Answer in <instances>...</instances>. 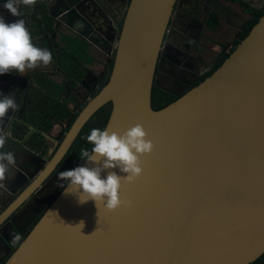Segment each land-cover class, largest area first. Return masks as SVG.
I'll return each instance as SVG.
<instances>
[{"label":"water","instance_id":"obj_1","mask_svg":"<svg viewBox=\"0 0 264 264\" xmlns=\"http://www.w3.org/2000/svg\"><path fill=\"white\" fill-rule=\"evenodd\" d=\"M37 2L19 4L20 17L33 42L49 49L53 61L31 73H44L61 85L54 76L63 72L68 81L62 85L75 92L90 72L83 59L73 61L75 70L63 52H72L80 39L97 44L106 56L101 73L91 75L97 79L92 90L109 74L95 94H86V103L62 133L58 147L49 150L48 160L44 158L42 174L30 184L35 168L23 175L18 188L23 190L15 199L32 194L41 183L38 180L54 171L86 121L108 102L111 109L103 129L122 133L141 124L154 149L141 158L143 174L121 188L129 207L110 212L93 201L80 205L74 195L65 194L66 184L61 191L55 187L47 199L39 192L44 200L41 215L12 252L8 239L0 234L8 246L3 264H250L256 260L264 252V10L214 71L174 91L160 83L161 73L174 87L180 83L167 68L159 69L164 37L171 54L179 58L189 54L187 28L198 22L196 15L206 1L188 0L176 8V0H120L115 17L102 0ZM4 3L0 0V16L7 23ZM171 15L169 38L165 33ZM246 26L247 21L242 29ZM53 36L55 53L49 40ZM79 51L89 54L84 45ZM165 59L183 67L171 56ZM190 70L183 75H191ZM153 86L176 99L153 109ZM51 95L61 100L62 95ZM107 171L126 175L111 169L102 172V178ZM80 221H84L81 231L76 226ZM16 230L19 235L25 232Z\"/></svg>","mask_w":264,"mask_h":264},{"label":"flooded vegetation","instance_id":"obj_2","mask_svg":"<svg viewBox=\"0 0 264 264\" xmlns=\"http://www.w3.org/2000/svg\"><path fill=\"white\" fill-rule=\"evenodd\" d=\"M2 1L6 2V0H2ZM184 1L187 2L188 0H176L175 7L177 8V5ZM203 1H206L207 4H204L202 11L204 8L208 9L207 16H205L204 18L205 19L204 24L200 23L199 21L191 22V24H189L187 28V31L191 35L188 37V42L186 43V49L189 52V54H186L185 56L180 57V58L177 55H174L173 53L171 54L169 50V46H168V41H165V37H164V41L162 43V46H161V49L158 55V58H159L158 63L160 64L159 69L162 70L163 67L167 68L169 71H171V73H168V74L175 76L176 78H174V80L175 81L178 80L180 82L177 86L174 87L169 80L163 79L162 78L163 74L159 72L161 73L160 83L169 88H172V90L174 91H179L182 88H184V86L190 83L192 84L195 83L199 79V77L204 75L205 70L207 72L220 56H222L225 52L231 50L232 47L236 45V43L240 40L241 34L247 27L246 26L244 30L242 29L245 22L247 21V25H248L249 20H251L259 10H264V0H222V1L221 0H203ZM219 2H221L222 5H220ZM36 4H38V2ZM235 7H239L241 9L242 7H246L248 9V13L244 16L245 18L241 19L240 21H236L234 17L236 15L233 12V8ZM212 9L216 10V12L213 11ZM222 10L224 11V13L221 12ZM220 13L222 15L223 14L226 15V19H223ZM5 14H6L7 21H8L7 23H12V22H15L17 19H22V17L12 16L9 12H6ZM171 20H172V15L167 25L166 33H165V36L168 35L169 38L171 37V34H172V31L169 32V29H171L170 27ZM224 20L231 22L233 25H235V29L230 30V29L223 28V23L225 22ZM207 21L209 22L208 24L206 23ZM207 26L209 27L214 26L218 28L216 30L215 29L212 30V29L206 28ZM204 34H206L207 37ZM186 38H187V35H186ZM219 39H221V41ZM72 49L75 50V53L77 51L79 52V60H81L84 57V55H86L82 51L76 50L75 47H73ZM86 52H89V49L87 47H86ZM165 56H168V57L171 56L173 59L177 61V64L179 63L180 66H183L184 68L179 67L178 65L172 66L171 63L166 61ZM205 58H208V59L205 60ZM69 61L73 62L74 60H69ZM189 69L191 70L194 69L195 73L189 76L183 75L184 72ZM27 72L28 70H26L23 75L18 74L16 72H15L16 74H13V72H11V73H5L3 75H0V94L1 93H3V95H9L10 93L14 94V97L19 105L18 110L16 111H12L11 109L9 110L7 114L8 117L5 119L4 123L0 125V129H2L4 133H10L4 151H7L8 148L12 146H16L20 148L21 150H24L22 146L20 147L16 144V142L20 141L21 138H16L15 134L12 132V130L9 127L12 125L11 123H17L20 125V127H18L17 132L20 131L19 135L22 136V138L33 135L34 139H38V140L40 139L43 144L48 146L47 152L49 150L54 151L58 147L59 143L61 142L63 138L62 133H64L65 129L67 130L68 121L61 122V121H57L56 119H53L52 116H47L44 102H40L38 105V107H42V110L39 113L36 112L37 106L33 102L30 96L31 90L33 89L34 86H31V84H28V79L31 73L27 74ZM9 74H12L13 76H10ZM43 74L36 73L34 76L43 75ZM166 76L169 78L168 75ZM197 76H198V79L194 80ZM96 81H97L96 78L92 79V76L89 75L88 79L85 80L82 83V86L77 88L75 92H72L71 87L69 86V88L64 89L62 93L59 94L57 92L56 96H59L62 94L61 98L67 97L68 101L70 100L72 101L71 106H69L71 107L70 109L72 111L78 112L87 101L86 100L83 102V99L86 97V94L90 93L91 94L90 96L95 94L94 91L96 90L97 86L93 90L92 88H93V83ZM45 90L46 89H43L44 93H46ZM73 99L75 100V102H73ZM59 101H62V100H59ZM28 112L34 116H30ZM40 120H46V121L49 120L52 123L51 127L49 129H43L40 125ZM21 128H23L25 132L21 133ZM32 129H35V130L32 131ZM12 142H15V144H12ZM24 172H25V169L21 165L16 163V165L12 167L11 172L9 173V175H11L12 178L9 181H7L5 187H0V212H2L5 209L3 205L7 202L6 201L7 198L15 195L11 198L10 203L13 200L14 201L10 204L8 209L0 214V221L4 219L8 211L18 206L11 213L10 221L6 222L5 224H0V233H3L8 239L10 238L9 234L15 235L16 233H19L17 230H15V228L21 232L25 231L23 233L24 235L25 233L29 231V229L31 228L34 222L33 221L31 224H29V222L31 221V218H30L24 226H21V224L18 223L16 219L17 213L22 203L20 200L15 199V198L23 190V188L20 190H18V188L22 184V181L25 180V177L23 176ZM55 172L59 173V171L54 170L52 174L48 177V179H46L43 183L41 182L34 189L32 194L28 198H26L27 207L29 206V203H31L32 205V208L29 211L31 217L39 213V210H40L39 207L41 203L43 205V202H44L39 192L42 193V196L45 199H47L48 195L55 189V187L59 188L63 184L64 182L63 180L59 179L57 176L56 177L54 176ZM36 179L37 177L35 176L33 180L29 182V184L32 183ZM47 180L48 182L45 183ZM16 190L18 191L15 192ZM33 205L35 206L34 208H33ZM22 208L24 209L23 206ZM40 215L41 213L37 214L36 218L39 217ZM11 224L15 228L12 227ZM12 240L11 242H9L11 246L14 245L12 243ZM7 250H8V246L4 245L0 241V260L4 258L6 259V257L8 256Z\"/></svg>","mask_w":264,"mask_h":264},{"label":"clouds","instance_id":"obj_3","mask_svg":"<svg viewBox=\"0 0 264 264\" xmlns=\"http://www.w3.org/2000/svg\"><path fill=\"white\" fill-rule=\"evenodd\" d=\"M36 3L37 0H6L3 8L12 16L20 17L19 4L34 6ZM52 61L51 51L33 42L24 19L6 23L0 16V75L13 71L23 75L26 70L48 66ZM18 108L14 94H0V125L8 117L10 109L16 111ZM9 135L0 129V187H5L12 178L9 173L17 163L14 152L4 151ZM86 139L92 147L90 150L81 149V166L59 173L58 178L66 182L65 194L74 195L80 205L93 201L97 208L102 204L110 212L129 207L130 201L121 197V188L124 183H133L143 174L141 158L150 155L154 149L144 127L136 124L122 133L108 128H93ZM111 169H118L126 175L107 171L106 177L102 178L101 173ZM76 226L81 231L84 221ZM9 239V242L13 239L12 243L16 244L21 237L10 235Z\"/></svg>","mask_w":264,"mask_h":264},{"label":"trees","instance_id":"obj_4","mask_svg":"<svg viewBox=\"0 0 264 264\" xmlns=\"http://www.w3.org/2000/svg\"><path fill=\"white\" fill-rule=\"evenodd\" d=\"M262 12H263V10H259L255 14V16L251 20H249V23H248L246 29L241 34L240 39H242L247 34V32L250 30V28L256 23V21L258 20V17H260ZM213 25H214V23H213ZM234 47H235V45L232 47L231 50L225 52L222 56H220L215 61L213 66L204 75L199 77V79L194 84L201 81L204 77H206L212 71H214L221 64V62L229 55V53L234 49ZM67 55L69 56L70 60H74L76 63H78L79 52L67 53L64 51L63 52V58L67 59ZM72 64H73V68L75 70L78 69V67H76L74 62H72ZM110 68H111V65H110ZM108 74H109V71H108L107 75L101 80L100 85L96 88L94 93H96L107 82ZM36 77H37V84L39 82L41 83L40 87H42L43 89H46V90L48 88V90L46 91L48 93H43L39 88H35V87L31 90L30 96H31L33 102L37 106L36 112L39 113L42 110V107H38V105L40 102H44V106L46 109L47 116H52L53 119H56V120L61 121V122H66V121L70 120L69 124H67V128H68L69 125L74 120V118L76 117L77 112H73L69 108V106L64 103V101H59V100L53 98L54 96L50 95L49 87L53 86V84L51 83V80H49L45 75H36ZM61 86H62V88L59 87V88L55 89L54 91L58 92L59 94L62 93L65 89V86H63V85H61ZM176 97L177 96H174V95H171L167 92L161 91L157 87L153 86L152 90H151V106L153 109H159V108L167 105L168 103H170L174 99H176ZM110 109H111V103L108 102V103L102 105L99 109H97L92 114V116L86 121V123L83 125V127L81 128V130L77 134L75 140L73 141V143L71 144V146L69 147V149L67 150L65 155L62 157L59 164L56 166V168H55L56 171L61 172V171H65V170H71L77 166H81L82 162L79 158V153H80L81 149L84 148V149L90 150L92 147V145L89 144L87 139H86L87 135L90 134V131L93 128H100L101 130H103L105 123L108 119ZM28 114L30 116H34L29 112H28ZM38 116H39V114H38ZM40 125L43 129H49L51 127L52 123L49 120H47V121L46 120H40ZM23 132H24V130L22 128L21 133H23ZM14 134L16 136L19 135V133H16V132ZM22 140L24 142L28 143L33 149L35 148L37 150H39L40 145L43 144L40 139L39 140L34 139L33 136H31L30 138H27V139L22 138ZM47 147L48 146H46V148ZM65 184H66V182H63V184L57 190L61 191V189L64 187ZM57 193L58 192H56L55 195H57ZM16 235H19V233H16L15 235H13V237H15ZM25 235H26V233L24 235H20L21 239L16 244H14L12 246L11 252L17 247V245L20 243V241L24 238ZM4 261H5V258L0 260V264H3ZM250 264H264V252L256 260H254Z\"/></svg>","mask_w":264,"mask_h":264},{"label":"crops","instance_id":"obj_5","mask_svg":"<svg viewBox=\"0 0 264 264\" xmlns=\"http://www.w3.org/2000/svg\"><path fill=\"white\" fill-rule=\"evenodd\" d=\"M102 2L108 8L110 15L113 16V17H115L116 14L114 12V8H117L121 4L120 0H103ZM212 10L216 12V10H214V9H212ZM207 11H208L207 8H204L203 11H202V8H201L200 11L197 14L198 17L196 15L197 21H199L200 23L204 24V21H205L204 18H205V16H207ZM221 12H224V11L222 10ZM233 12L236 15V16L233 15L235 17L236 21H240L241 19L245 18L244 16L248 12V9L246 7H242V9L239 8V7H235V8H233ZM28 14H29V11H28L27 15ZM220 15L222 16L223 19L226 16L224 14L222 15L221 13H220ZM206 23L208 24L209 22L207 21ZM33 24H34L33 29H35V26L37 24H35V22H33ZM206 28H209V26H207ZM223 28L233 30V29H235V25H233L231 22L225 21L223 23ZM72 31L74 32V34L78 35L79 37H83L82 34L79 33L78 31H76V30H72ZM42 33L44 34L45 31L42 30ZM204 35L206 36V34H204ZM53 38L55 39V36H53L49 40H50V44L52 46V51L55 53L56 47L54 46V39ZM78 40L85 47H87L89 49V54L84 55V57L82 59L85 60V62L87 64V70L90 72V75H95L96 76L97 74H100L101 71H102V69H103V67H104L105 60H106V56L102 52L101 48H99L97 46V44H95V43H86L84 40H80V39H78ZM219 40L221 41V39H219ZM70 53H75V50L72 49V52H70ZM207 59L208 58H205V60H207ZM199 62H201V61H199ZM40 68L41 67H38V68L33 69V70H28L27 74L31 73L34 70L40 69ZM190 73H191V75H193L195 73V70L194 69L193 70H190ZM13 74H16V73L13 71ZM9 75L10 76H13L12 74H9ZM34 75H35V73H31L30 74V77L28 79V84H31V86H34L35 88H39L43 92V88L40 87V84L41 83L39 82L37 84V77L34 76ZM54 80L57 83H60L61 85H62L63 81H68L66 79V74L63 73V72H59V73L55 74ZM51 83L53 84V86H50L49 87V90H50L49 92H50V94L57 95V92L54 91V90L57 89V88H59V87L62 88V86L61 85H57L53 81H51ZM47 90H48V88H47ZM47 90H45V91H47ZM46 93H48V92H46ZM1 94H3V93H1ZM61 99L62 100L65 99L67 101V105L68 106H71V104H72L71 102L72 101L71 100L68 101L67 100V97L66 98L65 97H62ZM69 108H71V107H69ZM12 144H15V142H12ZM45 149L46 148H44L41 145H40V149L39 150H37L35 148L34 149L33 148H29L28 149V150L35 151L36 152V155H33L30 152H27V149L26 150H21L20 148H18L16 146L9 147L7 151L14 152V154H15V156L17 158V163L19 165H21L25 169V172H24L23 175H25L26 172L29 173V174H32L33 173V169L35 168V170H36L35 171V176L38 178L42 174V172H43L41 170L42 169L41 167H43V165H44V157H46L47 154L49 153V152H47V149L46 150ZM44 179L45 178H42V179H39L38 181L39 182H42ZM30 192L31 191H29L28 194L24 198L21 199L22 205L20 206L19 211H18L17 216H16V219H17L18 223L21 224V226H24L26 224V222L30 218H31V221L29 222V224H31L34 221V219L36 218V215L41 213L40 212L41 210H40L39 213H37L35 216L31 217V215L29 213V211L31 210V208H30V206L27 207V199H26L27 197L30 196ZM22 206L24 207V209L22 208ZM17 207L12 208L10 211H8L6 213V215H5V217L8 216L10 213H12L13 210L16 209ZM11 226L14 227L12 224H11ZM9 235H11V234H9Z\"/></svg>","mask_w":264,"mask_h":264},{"label":"rangeland","instance_id":"obj_6","mask_svg":"<svg viewBox=\"0 0 264 264\" xmlns=\"http://www.w3.org/2000/svg\"><path fill=\"white\" fill-rule=\"evenodd\" d=\"M81 47H83V44L81 43V42H79V40L78 41H76V46H75V49L76 50H79ZM62 100V99H61ZM62 101H64V103H67L66 101H65V99H63ZM58 121V120H57ZM12 125L11 126H9L10 127V129L12 130V132L13 133H20V131L19 132H17L18 131V127H20V125L19 124H17V123H11ZM8 125H9V123H8ZM21 130H22V128H21ZM24 132H25V130H24ZM16 136V135H15ZM31 136H33V135H31ZM31 136H27V137H23V138H30ZM16 138H21L20 139V141H18V146H22L23 148H24V150H26V149H29V148H32L28 143H26V142H24L23 140H22V136H20V135H18V136H16ZM41 146H43L44 148H46V145L45 144H42ZM47 149V148H46ZM49 152V151H48ZM50 153H48L47 154V156L46 157H44L46 160L50 157ZM55 170V169H54ZM52 174V172L42 181V183L46 180V179H48V177L50 176ZM48 182V180L45 182V183H47ZM22 188V187H21ZM20 188V189H21ZM19 189V190H20ZM13 196H15V195H13ZM13 196H11V197H13ZM14 201V200H13ZM9 204H10V201L9 200H7V202L3 205V207H5V209L3 210V211H5V210H7L8 209V207H9ZM2 209V208H1ZM2 211V212H3ZM0 214H1V212H0ZM10 217H11V213L8 215V216H6V217H4V219L0 222V224H5L6 222H9L10 221ZM40 217V216H39ZM39 217H37L36 219H34V222L33 223H35L38 219H39Z\"/></svg>","mask_w":264,"mask_h":264},{"label":"bare ground","instance_id":"obj_7","mask_svg":"<svg viewBox=\"0 0 264 264\" xmlns=\"http://www.w3.org/2000/svg\"><path fill=\"white\" fill-rule=\"evenodd\" d=\"M47 171V170H46Z\"/></svg>","mask_w":264,"mask_h":264}]
</instances>
